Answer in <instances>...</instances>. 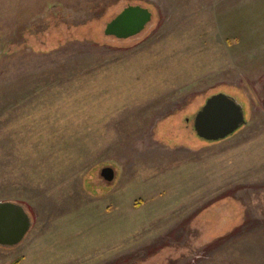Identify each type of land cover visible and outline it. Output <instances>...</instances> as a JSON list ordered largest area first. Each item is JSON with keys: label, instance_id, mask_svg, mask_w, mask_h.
<instances>
[{"label": "rangeland", "instance_id": "374dc122", "mask_svg": "<svg viewBox=\"0 0 264 264\" xmlns=\"http://www.w3.org/2000/svg\"><path fill=\"white\" fill-rule=\"evenodd\" d=\"M218 93L247 123L207 143ZM3 201L32 228L0 264H264V0H0Z\"/></svg>", "mask_w": 264, "mask_h": 264}, {"label": "water", "instance_id": "95a60500", "mask_svg": "<svg viewBox=\"0 0 264 264\" xmlns=\"http://www.w3.org/2000/svg\"><path fill=\"white\" fill-rule=\"evenodd\" d=\"M152 20V13L142 6H127L105 25L104 34L116 39L139 35ZM242 106L222 94L208 97L194 115L195 135L207 143H216L232 136L246 125ZM100 176L106 182L114 180V171L103 168ZM32 228V218L26 208L12 201L0 202V248L17 247Z\"/></svg>", "mask_w": 264, "mask_h": 264}, {"label": "trees", "instance_id": "16d2710c", "mask_svg": "<svg viewBox=\"0 0 264 264\" xmlns=\"http://www.w3.org/2000/svg\"><path fill=\"white\" fill-rule=\"evenodd\" d=\"M149 11H150V10H149ZM209 97H210V96H209ZM239 130H240V129H239ZM239 130H238V131H239ZM242 223H243V222H242Z\"/></svg>", "mask_w": 264, "mask_h": 264}]
</instances>
